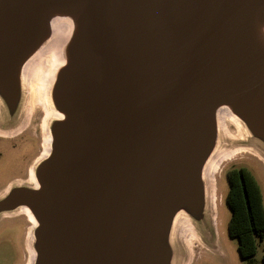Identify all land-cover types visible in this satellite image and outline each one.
Wrapping results in <instances>:
<instances>
[{"label": "water", "instance_id": "1", "mask_svg": "<svg viewBox=\"0 0 264 264\" xmlns=\"http://www.w3.org/2000/svg\"><path fill=\"white\" fill-rule=\"evenodd\" d=\"M58 13L75 26L51 93L64 118L36 186L0 210L32 211L35 264H173L176 216L205 209L219 108L264 147V0H0L8 110Z\"/></svg>", "mask_w": 264, "mask_h": 264}, {"label": "rangeland", "instance_id": "2", "mask_svg": "<svg viewBox=\"0 0 264 264\" xmlns=\"http://www.w3.org/2000/svg\"><path fill=\"white\" fill-rule=\"evenodd\" d=\"M50 84L51 81L46 85V92H39L38 85L32 87L28 82L27 85H24L23 90L22 105L25 110L21 129L25 128V130H30L41 136L43 143V153L37 161L35 169L52 148V125L59 118V113L50 99ZM225 121V128L222 132L217 120V140L203 169L205 172L207 163L210 162L212 167L210 177L213 183L215 202L210 205V208L206 202L203 215L200 217L191 219L183 211L178 214V216L181 215L182 220L179 223V228H176L173 233L174 243L177 244L174 250L175 261L173 264L248 263V259L243 258L240 254L239 239L231 236L228 231L232 211L226 201L221 203L222 196L226 198L229 189V183L224 174L232 166L250 164L261 185L264 197V149L252 141L251 133L242 120L240 121L244 126L230 116ZM39 146L36 142L29 150L25 149L21 171L27 172L29 163L40 151ZM8 173L14 175L17 172L9 170ZM29 184H35L32 177ZM218 186L220 188L218 192L217 190L215 192ZM5 215L8 217L4 216L0 223V264H35L37 257L36 224L30 220L25 207L9 211ZM195 227L201 235L203 245L195 246L188 255V245L186 244L188 237L185 236V231L186 229H195ZM263 255L264 242L259 241L258 251L255 255L256 264H263Z\"/></svg>", "mask_w": 264, "mask_h": 264}, {"label": "flooded vegetation", "instance_id": "3", "mask_svg": "<svg viewBox=\"0 0 264 264\" xmlns=\"http://www.w3.org/2000/svg\"><path fill=\"white\" fill-rule=\"evenodd\" d=\"M23 116L24 112L22 108H20L18 112H14L11 109L8 110L7 106L2 102V105L0 106V204L3 200H7V198H9L15 190L26 187L32 188L36 186L34 170L37 161L43 153L42 137L35 134L34 132H31L30 130H25V128L21 129ZM36 142L40 145L39 153L29 163L27 172H25L24 170L21 171V167L24 164L23 155L25 153V149L29 150V148L32 147V145ZM9 161H11V163H8ZM9 170H14L17 173L14 175H9V173L7 174V171ZM31 177L35 184H29V180ZM224 177H226V179L228 180L229 189L226 198H223L221 194V203H224L226 201L231 208V220L234 215L231 195L235 185L239 183L244 190L246 188L244 182L246 181L250 182L251 180H255L260 188L261 185L259 184V181L257 180L253 169L248 163L241 166H232L228 168L225 171ZM219 186L217 187V189H215V192L216 190L218 192L220 188ZM19 208L22 207H18L14 210H17ZM9 211L10 210H0V223L3 220V217L6 216L5 214Z\"/></svg>", "mask_w": 264, "mask_h": 264}, {"label": "bare ground", "instance_id": "4", "mask_svg": "<svg viewBox=\"0 0 264 264\" xmlns=\"http://www.w3.org/2000/svg\"><path fill=\"white\" fill-rule=\"evenodd\" d=\"M47 23L50 31L49 36L25 64L23 68L22 79L26 85L27 82L32 87L38 85L39 92H46V85L51 81V84L49 85V94H51L53 89L52 82L53 80L55 81L58 70L66 61L67 47L75 33V26L71 17L60 13L54 14L50 17L48 16ZM51 96L50 99H52ZM22 109L24 112V107H22ZM58 116H60V118H64V115L62 114ZM228 116L243 125L240 119L228 106H222L219 108L217 113V118L222 132L225 128V119ZM211 172L212 167L210 162H208L204 172V179L208 189L207 202L209 208L210 205L214 204L215 202L213 193L214 188L210 177ZM26 211L30 220L34 223H37L32 211L29 208H26ZM177 216L175 218L174 231L176 228H179V223L182 220L181 215L178 217ZM186 235L188 237L186 244L188 245L187 253L189 255V253H191L190 250H193L195 246L197 247L198 245L203 244L201 241V235L196 227L195 229H186L185 236Z\"/></svg>", "mask_w": 264, "mask_h": 264}, {"label": "trees", "instance_id": "5", "mask_svg": "<svg viewBox=\"0 0 264 264\" xmlns=\"http://www.w3.org/2000/svg\"><path fill=\"white\" fill-rule=\"evenodd\" d=\"M245 190L238 183L232 195L234 215L229 222V233L239 239V251L247 264H256L258 242H264V199L255 180L244 182ZM262 262L264 264V255Z\"/></svg>", "mask_w": 264, "mask_h": 264}]
</instances>
